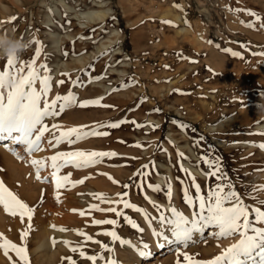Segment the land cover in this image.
<instances>
[{
	"label": "rangeland",
	"instance_id": "374dc122",
	"mask_svg": "<svg viewBox=\"0 0 264 264\" xmlns=\"http://www.w3.org/2000/svg\"><path fill=\"white\" fill-rule=\"evenodd\" d=\"M57 1L0 0V35H15L28 42L29 47L19 61L30 60L36 51L32 41H39L41 55L36 67L48 66L52 83L50 100L69 90L78 102L100 100L99 106L81 108L77 104L50 117L46 120L49 128L54 123L61 125L59 130H53L58 135L68 128L87 126L84 131L95 130L107 135L89 136L51 147L47 143L51 133H46L43 150L39 151L41 155L35 152L29 157L21 148L17 151L23 158L11 156L8 161L0 153V181L34 209L33 222L44 209V216L49 219H61L65 214L71 216V228L64 227L68 231H64L62 243L68 241L72 247L83 242V237L74 231L82 230L94 240L108 244L119 264H177L178 260L184 264L183 256H177V251L187 252L199 260L213 259L239 238L217 240L208 234L194 236L187 248L161 255L152 252L159 257L145 259L131 247L97 235L113 228L111 225L94 226L92 220L116 219L118 224L114 230L122 239L132 243L139 239L150 246L147 223L139 213L123 209L122 203L101 202L95 196L102 194L116 201L127 193L123 199L156 217L158 213L149 201L159 204L167 213L163 206L168 203L167 181L172 186V205L190 216V209L183 202L184 190L190 194L193 191L187 173H191L205 194L208 186L216 183L215 178L204 175L209 168L199 157L206 156L219 159L222 172L245 196L246 203L260 206L245 194L255 185H264V150L256 147L264 144V126L258 127L264 124V111L258 109L259 104H264V55H261L264 53V0H99V8L107 11L106 16L81 22L64 7L56 5ZM62 1L79 12L97 8L94 0ZM55 8L63 12L62 17L55 13ZM247 12L255 13L260 19L250 17ZM250 23L253 28L244 26ZM234 52L239 55H232ZM6 61L0 59V70ZM59 80L64 83L57 85ZM248 119L249 123L243 122ZM120 121L124 123L117 128L106 126ZM179 125L186 127L182 129ZM71 151L115 155L106 156L89 167L66 166L60 175L68 173L71 182L83 180V183L71 184L55 194L52 169L41 170L40 175L46 177L47 182L38 181L29 160L46 159L48 153ZM178 153L183 156L178 157ZM174 161L180 171L177 170L176 181L166 171L175 167ZM183 162L201 174L183 167ZM182 168L187 173L181 171ZM101 182L103 190L110 186L107 192L87 190L94 183L103 185ZM150 184L158 186L160 191H152ZM70 192L77 193V197L68 211L64 208L69 206L67 194ZM256 195L258 200L264 201V191ZM94 205L101 210L109 207L122 210L144 231H136L112 212L92 210ZM80 211H85V216L81 217ZM17 218L19 216H9V219ZM27 224V218L23 224L20 220V233ZM152 226L155 228L154 224ZM31 233L28 234L31 238L27 236L25 240L28 264H33V254L39 250ZM83 250L87 255L100 252L99 245L91 241L84 243ZM127 250L133 258H125ZM108 256L105 252V260ZM67 257H72L76 264H91L78 253L70 252L63 243L55 264H68ZM97 264L103 262L97 261Z\"/></svg>",
	"mask_w": 264,
	"mask_h": 264
},
{
	"label": "snow or ice",
	"instance_id": "6c2138e0",
	"mask_svg": "<svg viewBox=\"0 0 264 264\" xmlns=\"http://www.w3.org/2000/svg\"><path fill=\"white\" fill-rule=\"evenodd\" d=\"M176 7L178 8L179 5H176ZM247 15L255 17L256 20L260 19L252 12H247ZM8 22H11V20ZM163 23L170 22L163 21ZM244 26L247 28L254 27L251 23ZM208 42L211 43V41ZM32 43L36 44V51L30 60L17 61L9 58L3 69L0 70V142H8L0 146H4L17 159H22L23 157L17 149L22 148L23 152L29 157L35 152L42 151V141L45 139L46 133H51V138L47 141L51 147H58L64 142L74 143L89 136L107 135L106 132H97L95 130L84 131L87 126L68 128L67 130L59 131L58 135L53 130H59L62 127L61 125L54 123L49 128L46 120L50 117H55L67 108L77 106V104L81 108L90 105L99 106L100 100L78 102L77 97L71 90L65 95H56L50 100L49 93L52 90V83L49 69L47 64H40L39 67H36L37 58L41 55V46L39 41L33 40ZM241 47L244 46L241 45ZM225 51L229 50L225 49ZM232 55L238 56L239 53L234 52ZM261 55H264V53H261ZM9 73L12 74L15 80V86L5 89L2 81ZM63 83L64 80L57 81V85H62ZM72 83L76 85L77 82L73 81ZM120 123H124V121L110 123L106 126L117 128ZM173 123L176 122L173 121ZM103 126L101 125V127ZM179 127L183 129L186 125H179ZM73 137L74 139H72ZM136 146L139 147V145ZM256 147L264 150V144L256 145ZM114 155L115 153L97 151L57 152L46 159H30L29 163L35 170L36 179L41 182H47L46 177H41V170L45 167H50L52 169L51 182L55 189L59 190L66 187L69 183H72L73 186L83 183V180L71 182L70 174L60 175L61 170L66 166L71 165L77 169L89 167L99 163L106 156ZM177 155L178 157L183 156L182 153ZM199 159L209 168V171L204 173V175L215 178L216 183L214 186L209 185L205 194L195 178L191 177V173H187L186 169H181L191 179L193 191L190 194L185 189L183 196L184 204L190 209V216L185 215L172 205V186L167 181H165L166 198L168 200L167 213L158 204L149 201L158 213L156 217L150 216L142 208L123 199V196H126L127 193L120 195L116 201H112L102 194H96L95 198L101 202L107 201L109 204L122 203L123 209H131L139 213L147 223L152 237L158 241L157 247L175 245L177 249L187 248L190 242H193L194 236L204 237L209 233L217 240L232 237L239 238L236 243L223 249L219 255L210 260L195 259L188 255L187 252L177 251V256H183L184 264H264V201L258 200L256 195V193L264 191V185H255L250 192L245 194L260 206L250 205L245 202V196L236 190L233 182L222 172L218 158L211 159L201 156ZM148 187L152 191H160L158 186L150 184ZM56 198L57 200L59 199L58 196ZM0 207L8 215L19 216L22 224L25 222V218H27L28 222L27 227L20 233V245L13 243L6 239L3 234H0V251H3L5 256L12 252L20 264H28V250L25 240L32 230L31 222L34 209L10 191L3 181H0ZM92 210L112 212L116 217H122L124 222L128 223L136 231L140 233L144 231L143 228L139 227L134 221L124 215L122 210L116 207L101 210L94 205ZM73 211L75 212L76 210L73 209ZM85 214V211L79 212L81 217L85 216ZM154 221L159 226L158 230L152 226ZM117 224L118 221L116 219L92 220V225L94 226L111 225L113 228L111 231L100 232L97 235L109 237L112 243L119 242L121 246L131 247L142 258L151 256L149 245L142 240L137 245H133L131 241L122 239L114 230ZM52 227L55 228V226ZM56 230L61 232L68 231L64 228ZM74 231L76 235L83 237V242L72 247L68 241H63L70 252L78 253L82 259L90 261L91 264H97V261H102L103 264H119L114 257L113 249L108 244L94 240L92 236L87 235L82 230ZM88 241L98 244L100 252L94 255H87L83 250V245ZM55 243L56 241L53 240V244ZM105 252L109 254L107 260L104 257ZM66 259L68 264H76L72 257H67ZM177 264H181V262L178 260Z\"/></svg>",
	"mask_w": 264,
	"mask_h": 264
},
{
	"label": "bare ground",
	"instance_id": "6f19581e",
	"mask_svg": "<svg viewBox=\"0 0 264 264\" xmlns=\"http://www.w3.org/2000/svg\"><path fill=\"white\" fill-rule=\"evenodd\" d=\"M93 3H94V6L97 7V8L94 9V10H92V11H85V12H79L74 7L67 6L62 0L57 1L56 2V5H61L62 7H64V9H65L66 12L72 13L73 14V18L77 19L78 22H81V20L95 21V20L103 19L106 16L107 11L100 9L101 6H100V1L99 0H94ZM76 5H78V4H76ZM55 13L57 15H59L60 17L63 16V12L59 11L58 8H55ZM85 24H86V22H85ZM62 36L64 38L66 37L63 34H62ZM56 45H57V43H56ZM243 122L244 123H249V119L248 120H245ZM262 126H264V124L259 125L258 127H262ZM7 143H8L7 141L0 142V145L7 144ZM187 150L192 155V159L193 160H196L197 157L194 154H192V150L189 147H187ZM0 153H1V156H4L6 159H9L8 161H11L12 157L15 158V156H13L9 151H7L4 146H0ZM38 153L39 152H37V155H38ZM41 153H39V155H41ZM52 155H53L52 153L46 154V156H49V157L52 156ZM173 165L175 167H173V168H167L166 171L168 172L170 178L173 181H176V179H177V172L179 170L177 168L178 165H177V163L175 161H174ZM182 165H183V167L188 168L191 171H194L198 175L201 174V173H199L197 171L196 168H194L193 166L189 165L186 162H183ZM68 172H69V170H68ZM73 174L74 173H72V175ZM94 174H96V172H94ZM67 175H68V173H67ZM71 184L72 183H69L66 187L61 188V189L65 190L68 186L70 187ZM90 184L92 185V183H90ZM103 186H104V184L101 185L100 183H94V185L92 187H90L88 189L86 188V189L87 190H90L92 192H95V191H104V192H107L110 186L107 187L106 190H103L102 189ZM105 188H106V184H105ZM61 189L56 190L55 187H54V190L53 191H55V194H59V193H61ZM67 195H69V197H70V198H67L68 199L69 206L65 207L64 209L70 211L71 210V206H73V202L76 200L77 193L70 192ZM173 196H175V195H173ZM44 199H45V197H44ZM47 199H48V196H47ZM47 202H48V200L46 202H43V204H45ZM46 205H44V208H45ZM74 205H75V203H74ZM163 206L166 208V211H167L168 203H165V204L163 203ZM44 212L46 213V210L45 209H44ZM44 212H40L39 213V216L38 217L36 216V221H34V222L32 221L33 222V225H32V230H31L32 233L31 234H32V236L34 234L33 239H36V241H37L36 243H38V245H37L36 248L39 249L37 253L34 252V254H33L34 256L32 257L33 258L32 260H34V261H32V260L29 259L30 261H32L33 264L34 263H36V264H55V262L57 261L56 260V257L58 255V252H59V250H61L63 248L62 240L64 238V235L66 234L65 232L57 231L56 229L64 228V227L71 228L70 220L72 218L68 214H65L64 218H61V219H56L54 217L49 219V217L46 218V216H44V214H45ZM9 216H11V215H8L7 213H5V211L3 210V208H1V210H0V234H3V236L6 239L12 241L13 243H16L17 245H20V219L19 218L15 219V220L14 219H9ZM8 220H10V221H8ZM13 224L17 225L15 227H16V229L18 227L19 230L18 229L16 230L15 227L12 226ZM153 224L155 225V228H157V230H158L159 229L158 224H156L155 221H154ZM52 226H55V228H53ZM145 227L147 229L146 230L147 231V234L150 235V237L148 238L150 240H148V241H150L149 250L151 251V256H149V257H156L157 258L162 253H165V252H168V251H171V250H176L177 251V250L184 249V248L177 249V247L175 245H165L164 247H157L158 241L152 237L151 231H150L148 225H145ZM208 235H211V234L209 233ZM29 238H31V236ZM53 240L56 241L55 244H53ZM139 241H140L139 239L138 240L135 239L132 244L133 245H137L139 243ZM212 243H214V242L212 241ZM35 251H36V249H35ZM152 252H155V254H159V255H156L155 256L154 254H152ZM124 256H125V258L126 257L128 258V256H131L132 258L134 257L132 254H130V252L128 250H127V252H125V255ZM149 257H147L145 259H148ZM62 262H63V260H62ZM0 264H20V262L15 257V254L14 253L10 252L8 256H5L3 254V251H2V254H0ZM120 264H121V262H120Z\"/></svg>",
	"mask_w": 264,
	"mask_h": 264
},
{
	"label": "clouds",
	"instance_id": "9594fccd",
	"mask_svg": "<svg viewBox=\"0 0 264 264\" xmlns=\"http://www.w3.org/2000/svg\"><path fill=\"white\" fill-rule=\"evenodd\" d=\"M28 47V42L15 35H0V59L7 60L13 58L19 61ZM2 83L5 89L14 87L15 80L12 74L9 73V75L3 79ZM258 109L264 111V104H259Z\"/></svg>",
	"mask_w": 264,
	"mask_h": 264
}]
</instances>
